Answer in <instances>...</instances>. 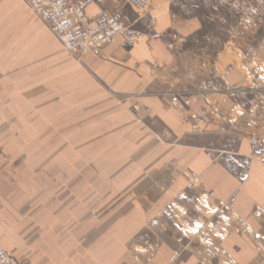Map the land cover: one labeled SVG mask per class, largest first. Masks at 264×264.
I'll return each mask as SVG.
<instances>
[{"label":"crops","instance_id":"0c3cea01","mask_svg":"<svg viewBox=\"0 0 264 264\" xmlns=\"http://www.w3.org/2000/svg\"><path fill=\"white\" fill-rule=\"evenodd\" d=\"M69 1L91 19L114 14L143 36L132 46L115 36L85 57L86 66L62 63V43L24 0H0V245L21 264H205L188 242L178 249L170 238H154L162 219L167 229L179 208L187 218L195 212L197 230H208L207 246H243L240 223L248 231L264 224V164L254 156L242 180L241 159L253 154L258 130L232 117L263 115L264 36L249 55V46L227 40L219 52L239 59L225 76L228 66L207 63L199 57L203 50L189 46L204 24L199 14L182 13L178 0H151V28L127 0ZM109 88L133 97L147 124L133 132L148 136L142 148L148 159L133 162L131 181L117 175L111 190L104 176L92 174V161H84V174L77 170L78 123L84 121L80 134L87 136L89 120L108 119ZM178 96H189L187 109L196 113L215 100L199 131L173 106ZM117 111L116 118H125ZM45 165L56 168L51 196L12 190L16 180L6 167ZM233 196L229 210L219 207ZM146 227L151 237L143 243L138 235Z\"/></svg>","mask_w":264,"mask_h":264},{"label":"rangeland","instance_id":"374dc122","mask_svg":"<svg viewBox=\"0 0 264 264\" xmlns=\"http://www.w3.org/2000/svg\"><path fill=\"white\" fill-rule=\"evenodd\" d=\"M178 1L182 13H197L203 20V29L195 34L194 38L189 40V46L203 50L204 54H200L199 57H203L207 63L212 64L214 60L218 59L220 66H228L226 70L234 66V61L239 59L238 54L230 55L228 52H219L223 49L228 39L236 42L243 48L249 46L246 55L255 53L257 48L261 46L264 36V0ZM130 9L133 11L131 7ZM63 51L67 54V59L62 61V63L86 66L84 59L89 54L75 57L70 55L64 49V46ZM47 62H49L48 59H46V66H52L51 64H47ZM17 64H19V60L18 62L14 61V65ZM225 76L227 75L225 74ZM217 83L223 85L224 81L223 79L218 80ZM77 89L80 90L81 88ZM108 91L114 101L108 104V119L99 117L89 120V124H92L93 128L92 135L85 136L84 134H80V132H84V121L78 120V122H83L78 123L77 128V165H80V161H82V166H77V170L78 174H84V161L87 160V166L92 161V174L94 176H104L111 190V188L117 187V175L121 177L124 175L126 182L131 181V179L127 180V178L131 177L134 168H137L133 166V162L143 159L144 155L148 159V152L142 149L144 143L148 140V136L139 135L138 131L137 134L133 132V129L138 126L147 129L146 117L143 113L139 116L141 109L137 104L132 102L133 97L120 94L110 88ZM249 97L250 95L247 98ZM52 98L46 99V102L52 100ZM178 98L190 97L178 96ZM209 105L213 106V110L216 109L215 100L208 102L206 107ZM248 105V103H243L244 108L245 106L248 107ZM117 109L125 111V118L121 120L116 118ZM240 111H236L235 114H238ZM240 117H232V121L240 123V126L244 127H250L249 124H252L258 130L255 135L264 134V112L263 115H258L257 117H253V119L250 118L251 120L244 118L240 120ZM186 121L189 120L186 119ZM106 124L108 128H106ZM97 128L103 130L99 132ZM139 139L140 142H138ZM85 147H87L86 150L84 149ZM258 159L261 161L260 158ZM3 169V165L0 164V172ZM55 169L52 165L41 167L8 166L5 168V171L6 174L11 175L16 180L12 184V190L26 193L41 191L45 193V197H49L54 189L53 177L56 175ZM57 174L59 173L57 172ZM191 182L189 185L194 186ZM39 202H42V199ZM183 202H186V200H183ZM182 212V209L178 208L176 209V214L169 216L167 219V229H165V220L164 218L162 219V223H159L157 229L155 228V233L158 234L157 237H154L155 240L163 239V237L170 238L174 243V247L178 249L183 248L182 245L185 246L188 242L189 248L197 250L203 256L205 264H264V224L260 230L248 231L246 229L247 223L242 221L245 222V225L241 222L237 231L241 233L244 230L241 238L246 243H243V246L235 245L231 249L225 246L218 248L207 246L205 234L208 230H197L198 225L195 226V224H197L198 220L195 212H189L190 216L188 218ZM207 212L210 213L211 210L208 209ZM186 222H190V224L187 225L188 223ZM149 233L150 230L146 227L138 237L143 243H146L151 237V233ZM184 248L186 249V247Z\"/></svg>","mask_w":264,"mask_h":264},{"label":"built area","instance_id":"2783aa9c","mask_svg":"<svg viewBox=\"0 0 264 264\" xmlns=\"http://www.w3.org/2000/svg\"><path fill=\"white\" fill-rule=\"evenodd\" d=\"M28 8L36 13L61 40L64 49L72 56L80 57L97 52L113 40L117 35H124L129 46L134 45L142 38V34L130 27L120 17L100 12L94 19L87 16L82 5L70 2L69 0H24ZM129 6L140 16L148 19L149 28L156 24V18L151 14L150 0H127ZM174 37L183 40L174 34ZM226 70V75L231 71ZM190 98H177L173 106L180 109V116L184 120L191 121V130L199 131L203 123L207 122L208 114L213 112V106L209 105L201 112H190L187 107L190 105ZM251 142L254 152L251 156H244L241 159L243 164L242 180L246 181L250 175L252 158L258 157L264 164V134L253 135ZM193 177L199 179V175L193 172ZM194 184V181L191 182ZM235 201V196L227 201L220 202V208L230 209ZM245 225V222H242ZM0 264H21L13 254L0 246Z\"/></svg>","mask_w":264,"mask_h":264},{"label":"bare ground","instance_id":"6f19581e","mask_svg":"<svg viewBox=\"0 0 264 264\" xmlns=\"http://www.w3.org/2000/svg\"><path fill=\"white\" fill-rule=\"evenodd\" d=\"M182 120H184V119H182ZM185 121V120H184Z\"/></svg>","mask_w":264,"mask_h":264}]
</instances>
